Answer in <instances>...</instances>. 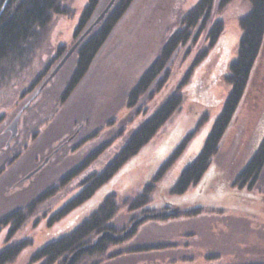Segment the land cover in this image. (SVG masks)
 I'll return each mask as SVG.
<instances>
[{"label":"rangeland","instance_id":"1","mask_svg":"<svg viewBox=\"0 0 264 264\" xmlns=\"http://www.w3.org/2000/svg\"><path fill=\"white\" fill-rule=\"evenodd\" d=\"M109 1L100 0L95 19ZM197 2L135 0L67 101L62 102L61 96L75 68L77 48L23 112L12 140L8 125L39 89L21 95L44 71L59 46L67 52L75 43L73 33L87 0H61L67 14L52 16L42 42L25 67L16 69L11 80L0 84V219L27 208L98 146L113 139L83 174L29 213L10 243L28 239L31 245L12 264H27L33 253L69 232L110 194L116 195L119 208L113 223L116 228L129 226L131 215L139 214L127 211L126 200L151 182L162 162L187 137L184 150L155 185L148 204L154 211L184 208V217L142 221L134 237L111 249L122 251L121 256L103 264L264 263V167L252 188H248L250 183L243 187L236 184L237 175L264 137V37L243 97L200 182L182 196L170 191L182 170L200 153L229 93L226 79L240 38L239 19L250 8L245 0H232L222 9L214 6L211 22L222 21L224 30L207 58L191 69L179 90L180 107L150 144L85 205L55 225L48 224V218L78 192L80 182L100 173L130 135L177 91L199 51L206 47L204 35L209 26L196 44L190 40L177 50L167 65L170 75L162 89L152 94L153 85L135 107H128L129 92ZM94 133L96 136L87 140ZM57 147H61L59 151ZM54 150L58 151L55 155ZM47 157L46 165L26 179ZM191 210L199 214L187 217ZM6 236L7 229L0 231V250L6 245ZM140 246L152 248L131 252Z\"/></svg>","mask_w":264,"mask_h":264},{"label":"trees","instance_id":"2","mask_svg":"<svg viewBox=\"0 0 264 264\" xmlns=\"http://www.w3.org/2000/svg\"><path fill=\"white\" fill-rule=\"evenodd\" d=\"M4 1L0 0V8ZM134 1L116 0L102 21L78 45L75 68L62 93V102L67 101L75 87L84 78L97 54L108 41ZM231 1L198 0L195 6L182 17L180 22L181 27L168 37L156 59L143 72L135 86L129 92L128 107H135L138 101L153 85L154 91H152V94L159 92L170 75L167 65L177 50L190 40H192L193 44H196L198 38L209 26L208 31L204 35L206 47L199 51L177 91L171 94L154 114L130 135L117 155L100 173H94L80 182L78 192L48 218V224L50 226L55 225L85 205L130 160L137 157L143 148L150 144L158 132L172 118L175 111L181 105L182 96L179 90L186 84L191 69L207 58L209 52L216 46L224 30L222 21L216 20L211 22L214 6L216 5L218 9H222ZM245 1L249 4L250 8L247 14L239 19L240 38L236 55L229 64V74L226 79L230 86L229 93L223 103L219 116L214 121L203 143L200 153L191 164L182 170L176 182L171 187L170 191L172 195L182 196L190 187L200 182L211 159L217 153L225 132L229 128L239 102L245 92L255 61L259 55L264 37V0ZM99 2L100 0H87L85 8L78 19L73 38L78 39L91 25L97 15ZM67 12V9L61 4V0H7V5L0 16L1 85L8 82V79L11 80L16 69L21 71L25 67L24 64L30 60L32 53L38 49L39 44L42 42L43 31L49 26L52 16H63ZM65 50L63 46L57 48L54 58L47 64L44 71L33 81L32 85L21 97L28 96V94L35 92L36 89L41 87L50 73L51 67L57 61H60L66 52ZM95 136L94 133L87 140H91ZM112 141L113 139L98 146L97 149L87 155L76 167L64 174L56 182L57 184L50 186L36 197L27 208L16 209L0 219V231L7 229L6 245L0 250V264H12L31 245L28 239H21L10 243V240L25 225L26 218L30 215L29 213L35 212L38 205L56 196L61 190L65 189L71 182L83 174L104 153ZM187 141L188 137L162 162L149 184L145 185L134 197L126 200L128 206L127 211L131 214H139L138 217L131 215L130 223L147 213L160 214V216L145 219L142 223L148 220L166 221L179 218L180 216L184 217L182 216L186 212L184 208L171 206L166 207L162 211H154L148 208V204L150 202V194L153 192L155 185L163 178L173 162L180 156ZM60 148L57 147L56 149L59 151ZM76 148L77 146L74 149ZM57 150L53 151L54 155L58 152ZM18 156L12 157V163ZM250 159L248 164L236 177V184H239V187H243L242 184L250 183L248 184V188H252V184L262 171L264 167V137L257 152ZM118 209L116 195L110 194L106 196L93 212L80 220L69 232L47 242L33 253L27 264H66L73 253L86 246L89 248L77 253L72 264H103L107 261L115 260V257L121 256L123 252H111V249L134 237L138 227L142 224L135 227L131 234L126 237L115 240L113 236L120 235L128 228V225L122 228H116L113 223ZM189 212L192 213L188 214L187 217H194L199 214L195 210ZM103 233H109V236H104L97 242ZM91 245L94 246L90 247ZM163 246L168 247L167 245ZM136 248L132 249L131 252L147 251L152 247L140 246ZM159 248L161 247H156V249Z\"/></svg>","mask_w":264,"mask_h":264},{"label":"water","instance_id":"3","mask_svg":"<svg viewBox=\"0 0 264 264\" xmlns=\"http://www.w3.org/2000/svg\"><path fill=\"white\" fill-rule=\"evenodd\" d=\"M116 0H110L108 2V4L105 6V8L103 9V11L100 13V15H98V17H96V19L91 23V25L86 29V31L75 41V43L67 50V52L64 54V56L60 59V61L57 63V65L54 67V69L50 72V74L48 75V77L45 79V81L43 82V84L41 85V87L39 88V90L37 91V93L32 97L31 100H29L21 109L20 111L17 113V115L15 116V118L11 121V123L8 125L7 127V131L10 134L9 140H12L16 134H17V126H18V122L19 119L23 113V111L29 106V104L32 102L33 99L36 98L37 94L40 92V90L58 73V71L62 68V66L66 63V61L69 59V57L72 55V53L75 51V49L78 47V45L82 42V40L93 30V28H95L103 19V17L107 14V12L111 9V7L114 5ZM7 5V0H5L0 8V16L3 13L5 7ZM49 160V157H47L37 168H35L32 172H30L25 178L28 179L30 178L32 175H34L35 173L39 172L47 163V161ZM160 214H151V213H147L137 219H135L134 221H132L130 223V225L128 226V228L121 233L120 235L117 236H113L115 240H119L121 238L126 237L127 235L131 234V232L134 230V228L140 224L142 221H144L145 219L148 218H157L159 217ZM104 236H109V233H103L99 239L97 240V242L103 238ZM95 245V244H94ZM91 245L90 247L94 246ZM89 247H82L79 250H77L75 253H73L68 261L66 262V264H72L75 256L77 253H80L86 249H88Z\"/></svg>","mask_w":264,"mask_h":264},{"label":"flooded vegetation","instance_id":"4","mask_svg":"<svg viewBox=\"0 0 264 264\" xmlns=\"http://www.w3.org/2000/svg\"><path fill=\"white\" fill-rule=\"evenodd\" d=\"M31 103H32V102H31ZM31 103H30V104H31ZM30 104H29V105H30ZM27 108H28V107H27ZM8 144H9V143H8Z\"/></svg>","mask_w":264,"mask_h":264},{"label":"crops","instance_id":"5","mask_svg":"<svg viewBox=\"0 0 264 264\" xmlns=\"http://www.w3.org/2000/svg\"><path fill=\"white\" fill-rule=\"evenodd\" d=\"M184 219V218H183ZM181 220V219H180Z\"/></svg>","mask_w":264,"mask_h":264}]
</instances>
